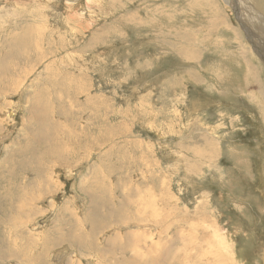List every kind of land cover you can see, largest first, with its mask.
<instances>
[{
  "label": "rangeland",
  "instance_id": "1",
  "mask_svg": "<svg viewBox=\"0 0 264 264\" xmlns=\"http://www.w3.org/2000/svg\"><path fill=\"white\" fill-rule=\"evenodd\" d=\"M0 64V264H264V0H0Z\"/></svg>",
  "mask_w": 264,
  "mask_h": 264
},
{
  "label": "bare ground",
  "instance_id": "2",
  "mask_svg": "<svg viewBox=\"0 0 264 264\" xmlns=\"http://www.w3.org/2000/svg\"><path fill=\"white\" fill-rule=\"evenodd\" d=\"M1 65V64H0ZM5 72V71H4ZM5 75H6V73H5ZM4 76V75H3ZM0 77H1V75H0ZM6 79V81H7V78H5ZM2 80V79H1ZM3 80H4V78H3ZM5 81V80H4ZM0 84H1V82H0ZM44 140H40L39 141V143H43L44 144ZM43 146V145H42ZM41 148V147H40ZM59 150V149H58ZM58 152V151H57ZM69 171V170H68ZM70 172V171H69ZM123 246V245H122ZM220 248H222V247H220ZM206 250H210V248H206V249H203V252L205 251L206 252ZM223 250V249H222ZM218 251V250H217ZM207 253V252H206ZM218 253V252H217ZM217 253H214V251H213V254L214 255H217ZM185 256V255H184ZM199 257V256H198ZM202 257V256H201ZM200 257V258H201ZM207 257V256H206ZM185 259V258H184ZM187 259V258H186ZM199 259V258H198ZM195 261V260H194Z\"/></svg>",
  "mask_w": 264,
  "mask_h": 264
}]
</instances>
